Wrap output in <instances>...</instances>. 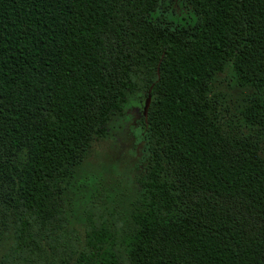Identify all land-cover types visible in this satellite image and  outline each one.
I'll list each match as a JSON object with an SVG mask.
<instances>
[{
  "label": "trees",
  "instance_id": "1",
  "mask_svg": "<svg viewBox=\"0 0 264 264\" xmlns=\"http://www.w3.org/2000/svg\"><path fill=\"white\" fill-rule=\"evenodd\" d=\"M0 264H264V0H0Z\"/></svg>",
  "mask_w": 264,
  "mask_h": 264
},
{
  "label": "rangeland",
  "instance_id": "2",
  "mask_svg": "<svg viewBox=\"0 0 264 264\" xmlns=\"http://www.w3.org/2000/svg\"><path fill=\"white\" fill-rule=\"evenodd\" d=\"M142 110V109H141ZM133 118L124 123L112 136L96 140L85 165L86 171L96 177L101 186L112 194L117 191L130 194L129 185L133 178L135 162V140L129 131L137 134L135 119H140L137 107L132 108Z\"/></svg>",
  "mask_w": 264,
  "mask_h": 264
},
{
  "label": "water",
  "instance_id": "3",
  "mask_svg": "<svg viewBox=\"0 0 264 264\" xmlns=\"http://www.w3.org/2000/svg\"><path fill=\"white\" fill-rule=\"evenodd\" d=\"M150 102H151V95L149 94L148 95V98L146 99V102H145V105H144V108H143V111H144V115L147 117V114H148V108L150 106Z\"/></svg>",
  "mask_w": 264,
  "mask_h": 264
}]
</instances>
